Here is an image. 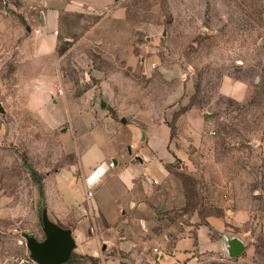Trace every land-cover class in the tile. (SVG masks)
I'll use <instances>...</instances> for the list:
<instances>
[{
	"label": "rangeland",
	"instance_id": "374dc122",
	"mask_svg": "<svg viewBox=\"0 0 264 264\" xmlns=\"http://www.w3.org/2000/svg\"><path fill=\"white\" fill-rule=\"evenodd\" d=\"M54 5L65 10L66 38L54 59L38 61L23 26L34 31ZM0 32V256H25L24 234L45 237L43 178L58 165L61 130L29 102L48 64L64 99L139 104L167 118L188 197L172 222L203 207L242 211L252 251L197 253L189 264L264 260V0H0ZM107 263L72 252L62 264Z\"/></svg>",
	"mask_w": 264,
	"mask_h": 264
},
{
	"label": "crops",
	"instance_id": "0c3cea01",
	"mask_svg": "<svg viewBox=\"0 0 264 264\" xmlns=\"http://www.w3.org/2000/svg\"><path fill=\"white\" fill-rule=\"evenodd\" d=\"M38 22V33L32 26H23L22 40L35 38L38 48L33 53L40 55L33 57L49 61L60 38H66L65 10L61 5L48 6ZM48 69L46 64L42 75L50 76ZM47 76L33 86L29 106L42 122L60 125L58 165L45 169L43 178L44 215L69 230L71 253L100 256L107 264L131 263L130 257L137 254L145 264L183 260L189 264L197 253L237 255L250 244L251 234L239 227L243 220L239 209L220 212L203 207L201 212L192 211L186 222H172V217L184 214L188 197L180 165H173L167 118L151 115L139 104H128L129 110L124 111L113 102L103 106V101L85 95L64 99ZM108 161L113 166L106 168L87 197L84 176ZM251 251L248 246L246 252ZM240 261L255 264L249 256Z\"/></svg>",
	"mask_w": 264,
	"mask_h": 264
},
{
	"label": "water",
	"instance_id": "95a60500",
	"mask_svg": "<svg viewBox=\"0 0 264 264\" xmlns=\"http://www.w3.org/2000/svg\"><path fill=\"white\" fill-rule=\"evenodd\" d=\"M104 106V102L102 103ZM0 111L3 109L0 106ZM45 237L39 241L34 236L25 234L26 247L30 256L41 264H62L66 262L73 248V241L68 229L49 221L45 215Z\"/></svg>",
	"mask_w": 264,
	"mask_h": 264
},
{
	"label": "built area",
	"instance_id": "2783aa9c",
	"mask_svg": "<svg viewBox=\"0 0 264 264\" xmlns=\"http://www.w3.org/2000/svg\"><path fill=\"white\" fill-rule=\"evenodd\" d=\"M39 30H40L39 27L34 28V31L36 33H38ZM57 91L61 93L60 88H58ZM109 166H113L112 161H108L107 164H103V163L97 164L89 171L87 175L84 176L83 187L87 197H90L92 195L94 186L101 180V178L103 177L106 171V168ZM25 244H26V238H25ZM0 264H41V263L33 259L28 251V253H26L25 256H9V257L0 256ZM170 264H178V263L171 262Z\"/></svg>",
	"mask_w": 264,
	"mask_h": 264
}]
</instances>
